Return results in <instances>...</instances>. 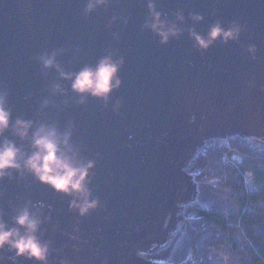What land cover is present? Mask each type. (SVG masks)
<instances>
[{"label":"water","instance_id":"water-1","mask_svg":"<svg viewBox=\"0 0 264 264\" xmlns=\"http://www.w3.org/2000/svg\"><path fill=\"white\" fill-rule=\"evenodd\" d=\"M156 2L166 20L182 11L186 18L200 14L203 22L187 20L184 34L162 46L142 30L147 0H112L89 16L83 14L86 0H0V90L12 119L70 131L80 159L95 162L88 186L101 206L84 218L69 210L68 197L29 175L0 182L6 222L26 203L51 218L41 229L50 242L48 264H150L139 255L164 246L181 209L196 197L185 171L196 149L227 136L264 143V0ZM217 21L246 27L238 41H217L201 53L187 29L206 35ZM252 45L255 59L247 51ZM59 49L66 72L94 66L108 53L124 58L122 86L107 108L92 98L80 105L69 82L42 69L36 58ZM55 84L66 95L53 93ZM44 100L49 104L42 110ZM22 147L27 151L28 143ZM167 227L171 232L156 246V235ZM13 256L0 252L3 264H30Z\"/></svg>","mask_w":264,"mask_h":264},{"label":"clouds","instance_id":"clouds-1","mask_svg":"<svg viewBox=\"0 0 264 264\" xmlns=\"http://www.w3.org/2000/svg\"><path fill=\"white\" fill-rule=\"evenodd\" d=\"M112 0H86L83 8L85 16L91 15L98 8L107 7ZM148 16L142 25V30L150 31L158 38L160 45L166 46L170 40L178 39L184 34L183 25L191 20L193 25L203 22V16L190 13L186 18L178 11L173 21L164 19L162 12L157 10L156 0H147ZM118 17H112L109 24L115 23ZM127 19L124 23L127 24ZM245 25L233 21L227 28L221 22L213 23L206 35H201L195 27H189L187 34L194 41V47L201 53L207 52L217 41L222 44L239 40ZM115 37V34H114ZM248 54L255 59L256 47L250 46ZM63 49L41 54L36 59L46 72L54 69L59 78L70 83L71 92L83 105L89 98L98 100L107 108L111 96L122 86L119 72L124 66L122 56L113 53L102 56L94 66L85 65L79 71L66 72L57 61ZM53 93L66 95L60 84H55ZM49 101L44 100L41 109L48 107ZM7 93L0 90V182L12 181L14 178L31 176L41 185L50 187L57 194L69 198V210L75 211L81 218L88 216L101 205L98 198H93L89 188L90 173L95 162L80 159L78 152L71 146V132L61 133L54 125L36 124L33 120L17 117L12 119V112L6 106ZM121 103L117 101L113 107L118 112ZM10 133L15 139H10ZM19 140L21 144L16 141ZM28 143V150L22 147ZM50 217H41L39 211H34L29 204L18 208L11 223L0 215V252L7 249L14 253L15 260L23 259L30 264H48L50 242L41 238L42 225L50 221ZM0 264H3L0 258ZM66 264V262H64Z\"/></svg>","mask_w":264,"mask_h":264},{"label":"trees","instance_id":"trees-1","mask_svg":"<svg viewBox=\"0 0 264 264\" xmlns=\"http://www.w3.org/2000/svg\"><path fill=\"white\" fill-rule=\"evenodd\" d=\"M196 197L160 264H264V143L214 139L188 161ZM167 262V263H166Z\"/></svg>","mask_w":264,"mask_h":264},{"label":"rangeland","instance_id":"rangeland-1","mask_svg":"<svg viewBox=\"0 0 264 264\" xmlns=\"http://www.w3.org/2000/svg\"><path fill=\"white\" fill-rule=\"evenodd\" d=\"M212 141H213V140H210V141L204 142V143L202 144V146H204V145H206V144H208V143H211ZM202 146H200V147H198V148L196 149V151H195V153L192 155V157L198 152V150H199ZM192 157H191V158H192ZM185 171H186V169H185ZM186 172H187V171H186ZM188 174H189V173H188ZM189 176H191V175H189ZM191 180H192V182H193V178H192V176H191ZM193 183H195V182H193ZM196 188H197V186H196ZM196 188H195V189H196ZM192 201H193V200H192ZM190 202H191V201H190ZM190 202H189V203H190ZM179 222H180V223H178V224L176 225V227H175L173 233L171 234L170 239L164 244V246H163L161 249L157 250V253H158L159 251H162L163 249H165V248H166V247L172 242L174 236L177 234L178 230L180 229L181 221H179ZM153 254H156V253H152L151 255H153ZM151 255H149V256H151ZM149 256H147V258L153 260V258H149ZM154 261L157 262L156 260H154ZM152 262H153V261H152ZM166 263H167V262H166ZM157 264H160V263L158 262Z\"/></svg>","mask_w":264,"mask_h":264},{"label":"flooded vegetation","instance_id":"flooded-vegetation-1","mask_svg":"<svg viewBox=\"0 0 264 264\" xmlns=\"http://www.w3.org/2000/svg\"><path fill=\"white\" fill-rule=\"evenodd\" d=\"M187 196V195H186ZM180 215V214H179ZM182 217H181V215H180V217H179V220H182L181 219ZM171 219H173V217H171L170 218V220ZM180 223V222H179ZM169 232H171V228L170 227H167V229H166V231H164L163 232V234L161 235H156V237H155V241H156V246H159L161 243H164L165 242V238H166V236H167V234L169 233ZM155 246V244H153V247ZM140 257H142L143 259H145L146 261H148L150 264H157V262H155L154 261V259L153 260H151V259H148L147 258V256H149V254H146V255H139ZM153 261V262H152Z\"/></svg>","mask_w":264,"mask_h":264}]
</instances>
